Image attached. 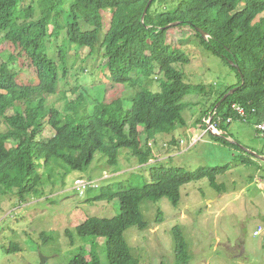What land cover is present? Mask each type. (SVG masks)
<instances>
[{
	"label": "trees",
	"instance_id": "1",
	"mask_svg": "<svg viewBox=\"0 0 264 264\" xmlns=\"http://www.w3.org/2000/svg\"><path fill=\"white\" fill-rule=\"evenodd\" d=\"M166 0H153L142 21L149 0H0V38L14 52H0V196L13 194L17 203L42 184V177L54 180L61 171L81 172L88 168L96 154L105 158V165L116 169L120 151L127 150L140 166L152 159L150 139L171 133L182 122L181 112L186 96L204 93V85H190L177 65L190 60L184 51L167 42L171 28L179 23L188 26L209 53L219 57L233 69L239 79L219 92L215 102L198 123L207 129L202 118L211 119L223 131L232 118L231 106H241L254 124L264 121V30L255 26L264 13V0H177L174 8L159 11ZM111 11L109 28L100 40L102 12ZM68 16V18L66 17ZM254 24V26H253ZM204 31V39L196 29ZM104 51L101 66L113 84L135 90L139 83H158L159 89H143L137 101L116 99L97 103L92 114L78 109L82 98L70 102L62 115L58 108L47 106L44 96L60 89L68 74L66 46L89 48L96 45ZM63 43V44H60ZM35 76V84H19L14 68L19 59ZM239 87L215 110L230 90ZM209 93V92H208ZM38 99L30 104V97ZM130 108H124V102ZM82 114V115H81ZM62 115V122L58 119ZM55 134L42 140L44 126ZM140 127L146 143L140 139ZM208 135L224 145H232L224 136ZM241 164H250L243 159ZM61 168V169H60ZM231 164L202 167L193 171L182 168L153 167L148 179L132 176L122 182L103 186L91 200H118L119 212L112 219L91 217L69 233L71 246L76 238H104L109 264H140L131 255L124 233L131 227L145 230L140 205L144 200L157 202L167 198L173 206L180 201V189L191 182L207 179L218 188L217 176L224 175ZM38 169H42L38 174ZM63 171V177L66 178ZM62 176V175H61ZM174 264H189L190 255L180 227L172 229ZM8 252H17L11 245ZM95 243L90 250L78 247L69 264H100Z\"/></svg>",
	"mask_w": 264,
	"mask_h": 264
},
{
	"label": "rangeland",
	"instance_id": "2",
	"mask_svg": "<svg viewBox=\"0 0 264 264\" xmlns=\"http://www.w3.org/2000/svg\"><path fill=\"white\" fill-rule=\"evenodd\" d=\"M159 11L170 10L177 0H166ZM111 11L102 12L103 29L100 40L109 28ZM68 18V16H66ZM263 25L264 13L253 22ZM254 26V24H253ZM167 42L175 49L181 48L188 56L187 65L176 68L185 75L190 85H204V93L186 96L181 112L182 122L168 134H159L150 139L152 159L140 166L130 151H120V165L110 169L105 158L96 154L92 164L81 172L63 171L52 181L42 177L36 191L28 194L27 200L18 204L15 196H0V264H69L78 253V247L90 250L95 243L100 264H109L104 238H76L71 246L69 233L91 217L112 219L119 212V202H94L91 199L103 186L113 185L128 178L148 179L153 167L182 168L193 171L202 167L231 164L224 175L217 176L218 188L207 179L191 182L180 189V201L175 207L163 197L157 202L144 200L140 205L145 230L131 227L124 233L131 255L140 264H174V236L172 229L180 227L190 255L189 264H264V136L251 120L228 123L222 133L208 130L209 119L202 118L207 129L198 123L215 102L219 92L237 85L236 72L222 59L206 51L188 26H175L168 32ZM63 44V43H60ZM100 42L90 54L89 48L66 46L68 74L60 83V89L51 96H44L45 104L58 108L62 115L66 106L82 98L78 109L92 114L97 103H109L116 99L139 101L143 89L157 91L158 83H139L135 90H127L113 84L107 70L101 66L103 50ZM0 52L6 56L15 53L2 42ZM16 54V53H15ZM21 58L14 68L19 72L18 83L35 84V76ZM236 88V87H235ZM209 92V93H208ZM38 96L30 97V104ZM129 109L130 103L124 102ZM62 115L58 118L62 124ZM82 115V114H81ZM200 125V126H199ZM213 126V125H212ZM144 129L140 127V139L146 143ZM201 139L191 146L194 134ZM224 136L233 146L214 141L208 133ZM54 130L45 124L42 140H49ZM250 159V164L241 160ZM41 174L42 169H38ZM62 175V176H61ZM94 181L97 188L78 190L79 182ZM17 252H8L12 246Z\"/></svg>",
	"mask_w": 264,
	"mask_h": 264
},
{
	"label": "built area",
	"instance_id": "3",
	"mask_svg": "<svg viewBox=\"0 0 264 264\" xmlns=\"http://www.w3.org/2000/svg\"><path fill=\"white\" fill-rule=\"evenodd\" d=\"M231 111L236 115L237 117V121L239 122H245L247 121L248 119V114L247 112L241 107V106H238L236 104L232 105L231 106ZM208 120V119H207ZM211 119H209V122H210ZM233 122V119L232 118H229L226 123H231ZM255 128L256 130L262 135L264 136V121L260 122V123H257L255 124ZM208 130L210 131H214V132H218L216 127L213 125H209L208 126ZM219 133V132H218ZM201 138H198L196 139L192 144L191 146H193L194 144H196ZM80 186L78 188L79 191H83V190H86L88 188H97V185H95L94 181H89V182H79Z\"/></svg>",
	"mask_w": 264,
	"mask_h": 264
},
{
	"label": "water",
	"instance_id": "4",
	"mask_svg": "<svg viewBox=\"0 0 264 264\" xmlns=\"http://www.w3.org/2000/svg\"><path fill=\"white\" fill-rule=\"evenodd\" d=\"M152 1H153V0H149V2H148L147 5H146V7H145V9H144V12H143V15H142V21H143L145 15H146V12H147V10H148V8H149V6H150V4H151ZM178 24H179V23L170 24V25L166 26L165 29H169V28H172V27L178 26ZM196 30H197V32L200 33V35H201L204 39H208V38H209V36H208L204 31H202L201 29H198V28H197ZM238 88H239V87H236V88L230 90L227 94H225L224 97H223V98L219 101V103L216 105L215 110L217 109V107H218V106H219V105H220V104H221V103H222V102H223L228 96L232 95L235 91H237ZM261 160L264 161V158H261ZM45 260H46V259L42 258V261L40 262V264H44Z\"/></svg>",
	"mask_w": 264,
	"mask_h": 264
},
{
	"label": "crops",
	"instance_id": "5",
	"mask_svg": "<svg viewBox=\"0 0 264 264\" xmlns=\"http://www.w3.org/2000/svg\"><path fill=\"white\" fill-rule=\"evenodd\" d=\"M200 126V125H199ZM220 133H222L221 131H219ZM198 138H201V136H197V134L194 132V134L192 135V137H191V140H192V143L196 140V139H198ZM99 239V238H98Z\"/></svg>",
	"mask_w": 264,
	"mask_h": 264
},
{
	"label": "clouds",
	"instance_id": "6",
	"mask_svg": "<svg viewBox=\"0 0 264 264\" xmlns=\"http://www.w3.org/2000/svg\"><path fill=\"white\" fill-rule=\"evenodd\" d=\"M210 122H211V120H210Z\"/></svg>",
	"mask_w": 264,
	"mask_h": 264
}]
</instances>
